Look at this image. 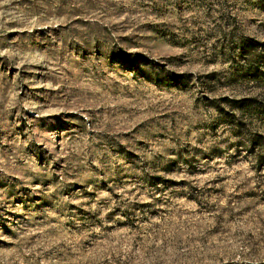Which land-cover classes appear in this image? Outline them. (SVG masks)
<instances>
[{"label": "rangeland", "instance_id": "obj_1", "mask_svg": "<svg viewBox=\"0 0 264 264\" xmlns=\"http://www.w3.org/2000/svg\"><path fill=\"white\" fill-rule=\"evenodd\" d=\"M259 153L264 0H0V264H264Z\"/></svg>", "mask_w": 264, "mask_h": 264}, {"label": "trees", "instance_id": "obj_2", "mask_svg": "<svg viewBox=\"0 0 264 264\" xmlns=\"http://www.w3.org/2000/svg\"><path fill=\"white\" fill-rule=\"evenodd\" d=\"M250 146L252 148L254 146L252 141H250ZM263 159H264V154H262V153L257 154V156H256V160L258 161L257 163L261 164Z\"/></svg>", "mask_w": 264, "mask_h": 264}]
</instances>
